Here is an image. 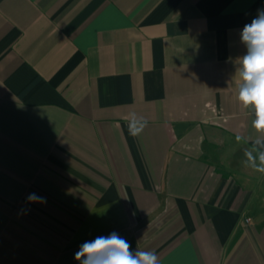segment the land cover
<instances>
[{
  "label": "crops",
  "instance_id": "crops-1",
  "mask_svg": "<svg viewBox=\"0 0 264 264\" xmlns=\"http://www.w3.org/2000/svg\"><path fill=\"white\" fill-rule=\"evenodd\" d=\"M258 9L0 0V264H79L113 231L159 264H264V174L245 156L259 164L264 132L236 73Z\"/></svg>",
  "mask_w": 264,
  "mask_h": 264
},
{
  "label": "clouds",
  "instance_id": "clouds-1",
  "mask_svg": "<svg viewBox=\"0 0 264 264\" xmlns=\"http://www.w3.org/2000/svg\"><path fill=\"white\" fill-rule=\"evenodd\" d=\"M240 42L245 46L246 53L237 58L239 63L236 73L240 79L238 100L245 108L252 107L255 110L253 127L258 132H264V9H258L257 16L251 23L244 25L240 32ZM147 124L145 119L129 120V134L133 137L140 135ZM236 139L239 142L240 137L237 136ZM245 156L251 169L264 174V152L258 156L259 164L251 151H246ZM245 167H249L247 162ZM27 201L47 203L45 197L36 193L29 194ZM75 260L79 264H159L154 252L139 249L132 251L130 243L115 231L84 242L76 252Z\"/></svg>",
  "mask_w": 264,
  "mask_h": 264
}]
</instances>
